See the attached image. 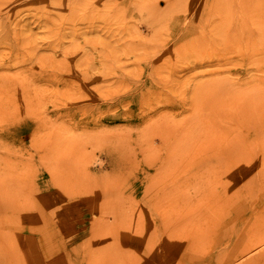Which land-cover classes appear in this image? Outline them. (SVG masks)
Wrapping results in <instances>:
<instances>
[{
  "label": "rangeland",
  "instance_id": "rangeland-1",
  "mask_svg": "<svg viewBox=\"0 0 264 264\" xmlns=\"http://www.w3.org/2000/svg\"><path fill=\"white\" fill-rule=\"evenodd\" d=\"M263 159L264 0H0V264H206Z\"/></svg>",
  "mask_w": 264,
  "mask_h": 264
},
{
  "label": "bare ground",
  "instance_id": "bare-ground-1",
  "mask_svg": "<svg viewBox=\"0 0 264 264\" xmlns=\"http://www.w3.org/2000/svg\"><path fill=\"white\" fill-rule=\"evenodd\" d=\"M44 3H43V1H42V3L40 4V6L41 5H43ZM43 10H48V5H46L45 4V7L43 8ZM2 30V29H1ZM259 167H258V171H256V174L253 176L252 175V177H248V176H246L245 177V186L247 187V189H246V187L244 188V189H246L247 190V193H246V196L244 195V194H240L241 193V191H240V195H238V197L236 198V207H237V209L238 210H236V213L234 214V215H231L230 216V218L228 219V222H227V225H228V228H226V232H223V234H222V236H221V238L219 237V241L216 243V245H215V247H214V251L215 252H213V251H211V253H212V255H210V258H207V260H206V264H264V159L261 161L260 160V163H259V165H258ZM252 168V167H251ZM248 172V171H247ZM241 177V176H240ZM234 180V179H233ZM240 180V179H239ZM243 180V179H242ZM237 181V180H236ZM238 184V183H237ZM231 185V184H230ZM235 185V184H234ZM240 185V184H239ZM242 186H243V184H242ZM229 189V188H228ZM239 189V188H238ZM237 189V190H238ZM236 190V189H235ZM234 190V191H235ZM234 191H232V192H234ZM244 191V190H243ZM235 192H238V191H235ZM235 192L233 193V194H235ZM231 194V193H230ZM232 194V196L234 197L235 195H233ZM247 194H248V196H249V198H247ZM214 195V194H213ZM216 195H218V193L216 194ZM229 197V196H228ZM247 198V200L249 201L248 203H246L245 201H244V199H246ZM227 198V197H226ZM225 198V199H226ZM230 198H232V197H230ZM214 199H216V198H214ZM228 199V198H227ZM217 200V199H216ZM218 201V200H217ZM232 201V200H231ZM234 202V201H233ZM222 203V202H221ZM227 203H229V202H227ZM227 203H225V204H227ZM231 204V203H230ZM222 205V204H221ZM211 207V206H210ZM219 207V206H218ZM222 207V206H221ZM221 207H219V208H221ZM225 207H226V205H225ZM225 207H223V208H225ZM228 207H229V205L227 204V209H228ZM216 208V207H215ZM214 207H213V209H215ZM230 208V207H229ZM184 209V208H183ZM186 209H188V208H185L184 209V211H186ZM209 209V208H208ZM207 209V210H208ZM227 209H226V211H227ZM180 210H182V208L180 209ZM179 210V211H180ZM197 210V209H196ZM224 210V209H223ZM178 211V212H179ZM183 210L181 211V213L182 214H185V212H184ZM198 211V210H197ZM211 212H213L214 213V211L213 210H210ZM209 211V212H210ZM216 211V210H215ZM221 211V210H220ZM225 211V210H224ZM238 211V212H237ZM190 212V210L188 209V213H187V215L188 214H192L191 212ZM208 212V214H209V216H208V218H207V216H206V218L207 219H209V217H212V216H210L211 214ZM219 212V211H218ZM223 212V211H222ZM230 212V211H229ZM196 214H197V212H195ZM227 213H228V211H227ZM227 213H225V215H227ZM180 214V213H179ZM182 214H180V215H182ZM201 214H203V213H201ZM205 214H207V213H205ZM204 214V215H205ZM220 214H221V212H220ZM223 214H224V212H223ZM229 214V213H228ZM232 214V213H231ZM187 215L185 214V215H182V216H184V217H182L181 218V216H179L180 217V220H179V222H177V226H178V224L181 222V224H182V226H184L185 225V222L184 221H186V218H187ZM248 215V217H246L245 218V216H247ZM195 216V215H194ZM194 216L192 217V215H191V217L192 218H194ZM200 216V215H199ZM201 216H203V215H201ZM220 216V215H219ZM186 217V218H185ZM214 217V216H213ZM222 217V216H221ZM221 217H219L220 219H218L217 221H216V224H217V222L218 221H220V223L219 224H217V229L218 228H221L222 229V227H226L225 225H226V222L224 221V219H222ZM196 218V217H195ZM198 218V217H197ZM196 218V219H197ZM200 218V217H199ZM202 218V217H201ZM205 219V218H204ZM210 219H212V218H210ZM182 220V221H181ZM197 221V220H196ZM199 221V220H198ZM203 221H206V220H203ZM213 220H208V225H210V224H215V221H213ZM167 222H169L170 223V221H167ZM166 221H163L162 223H165L164 225H162L161 224V228H160V226H159V228H160V230H159V228L155 225V224H153L152 225V228H151V231H150V234H148V238L149 237H153V236H158L159 234H156V232H157V229L159 230V231H161V233L162 234H165V233H167V232H170L169 230L171 229V228H173V226L175 225L173 222H171L170 224H172L173 223V225L171 226V225H168V223H167ZM183 222V223H182ZM187 222V221H186ZM194 221H192V223H193ZM154 223V222H153ZM196 223V222H195ZM200 222H198V223H196V225L198 224L199 226H195L196 227V229L198 228V227H200V225H202V222H201V224H199ZM205 223H207V222H205ZM204 223V224H205ZM181 224L179 225L180 226V228H178L176 225V227L177 228H173V231H174V229L175 230H183V229H185V227H182L181 226ZM184 224V225H183ZM189 225H191V223L189 222L188 223ZM204 224L202 225V226H204ZM216 224H215V226H216ZM147 225V224H146ZM145 225V226H146ZM170 227L169 229L167 228L168 226ZM187 225V224H186ZM206 225V224H205ZM247 225H249V227H248V229L246 230L247 231V234L249 235L250 234V237H248V239L246 240V239H244V236H245V227L247 226ZM165 226V227H164ZM214 226V227H215ZM191 227H193L192 229H194V226L192 225V226H190V228H189V230L191 229ZM213 227V226H212ZM211 227V228H212ZM130 228V227H129ZM138 228H139V225H138ZM146 227H143L142 228V230H138V232L136 231V233H138L137 235L136 234H134V236H133V239H131L130 240V237H129V239H123L122 240V242H119V243H124L125 245H124V249L123 250H120V247L118 246L119 245V243H118V241H117V239L116 238H114L116 241H117V245L115 246V248H116V250L118 251L119 250V253H117L116 251H115V249L113 248L114 247V245L116 244V241H115V243L113 244V243H111L112 245V247L110 246V243H109V245H107V252L109 251L110 252V250L112 249H114V254L113 253H111V254H109V255H104L103 257L101 256V259H99L98 260V262H99V264H161V261H162V259H164V257H162V255H157L156 257H154V255H153V257L152 256H150V257H148V256H146V252H144V251H142L143 252V254H139V250L140 249H142V247H143V245H145L148 241H146V240H148L147 238H145V234H146V230L145 231H143L144 229H145ZM205 228H207V227H205ZM140 229V228H139ZM204 228L202 227V229L200 228V230L198 231V230H196V232L194 233V234H187L186 232H185V230L183 231V232H185V234L183 235V239H185V241H183L182 240V242H184V244H185V247H183L184 248V251L183 252H187L188 253V255H191V257L189 258V264H194V263H197L198 261V258L196 259V257L197 256H195L196 254H198V252H199V250H200V248H203V246L205 245V241L207 240L208 241V237L207 236H210V237H214L215 238V235H218V233H217V231H220V230H216V228L214 229H210V230H212V231H214V232H210L209 231V229H205V231L203 230ZM181 230V231H182ZM202 230L204 231V232H202ZM129 231V230H128ZM172 231V232H173ZM198 231V232H197ZM207 231V232H206ZM208 231L210 232V233H208ZM190 232V231H189ZM222 232V231H221ZM174 233H176V232H174ZM170 234V235H165V236H168L167 238H171V240H172V238H174L173 236H175V234ZM178 233H180V232H178ZM193 233V232H192ZM182 234V233H181ZM246 234V235H247ZM162 236V235H161ZM160 236V237H161ZM181 236V237H180ZM179 237L180 238H182V235H180ZM160 237H158L159 239H160ZM179 237H177V236H175V238H178V239H180ZM132 238V237H131ZM156 238V237H155ZM158 238H157V240H158ZM245 238H247V237H245ZM120 239V238H119ZM150 239V238H149ZM178 239H175V240H173V241H178ZM113 240V239H112ZM212 240V239H211ZM170 241V240H169ZM181 240H179V242H180ZM112 242V241H111ZM114 242V241H113ZM146 242V243H145ZM156 242V241H155ZM159 241H157V243H158ZM170 242H172V241H170ZM209 242H210V240H209ZM200 243V244H199ZM204 244L202 247H201V245L202 244ZM152 244H153V242H152ZM151 243L150 244H146L147 246L149 245H152ZM161 244V243H160ZM208 244V243H207ZM206 244V245H207ZM210 244V243H209ZM209 244H208V248H209ZM154 245V247H156L155 246V244H153ZM152 245V246H153ZM177 245V244H176ZM179 245V244H178ZM180 245H181V243H180ZM183 245V244H182ZM212 245H213V243H212ZM118 246V247H117ZM149 246H148V249H149ZM110 247V248H109ZM154 247H152V248H154ZM180 247V246H179ZM206 247V248H207ZM145 248L147 249V247L145 246ZM174 248V247H173ZM256 248H259V252H258V254H256L257 256H255V257H252V258H250L249 256H247L252 250H254V249H256ZM150 249H151V247H150ZM204 249H205V247H204ZM152 250V249H151ZM151 250H147L148 252H150ZM162 250V249H161ZM178 250V249H177ZM211 250H213V249H211ZM153 251V250H152ZM162 251H164V250H162ZM175 251V250H174ZM198 251V252H197ZM158 252V251H157ZM160 252V251H159ZM201 252H203V251H201ZM201 252H199V253H201ZM141 253V252H140ZM148 254H150V253H148ZM159 254V253H158ZM169 254V253H168ZM174 254V253H173ZM205 254V253H204ZM251 254V253H250ZM192 255H194L195 256V258H194V256H192ZM200 255V254H199ZM207 255V254H206ZM205 255V256H206ZM172 256V255H171ZM176 256V255H175ZM175 256H173V257H175ZM201 256V255H200ZM203 256V255H202ZM247 256V259H244V260H242L244 257H246ZM169 257V256H168ZM248 257H249V259H248ZM171 258V257H170ZM176 258V257H175ZM186 258V257H185ZM202 258V257H201ZM165 259H167V258H165ZM173 259V258H172ZM179 259V258H178ZM205 259H202L201 261H204ZM242 260V261H241ZM167 262H169V259L168 260H166ZM179 261V260H178ZM182 262V261H181Z\"/></svg>",
  "mask_w": 264,
  "mask_h": 264
}]
</instances>
